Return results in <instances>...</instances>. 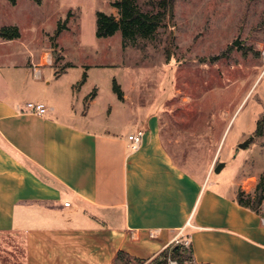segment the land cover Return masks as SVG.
<instances>
[{
	"label": "crops",
	"instance_id": "obj_1",
	"mask_svg": "<svg viewBox=\"0 0 264 264\" xmlns=\"http://www.w3.org/2000/svg\"><path fill=\"white\" fill-rule=\"evenodd\" d=\"M19 33L0 45L22 43ZM18 55L0 53V238L18 264H113L119 251L149 260L181 238L192 264H264V205L238 203L241 179L211 186L215 167L198 178L174 163L158 115L99 109L96 84L91 98L79 86L92 65L74 81L41 46ZM139 129L132 151L127 136Z\"/></svg>",
	"mask_w": 264,
	"mask_h": 264
},
{
	"label": "rangeland",
	"instance_id": "obj_2",
	"mask_svg": "<svg viewBox=\"0 0 264 264\" xmlns=\"http://www.w3.org/2000/svg\"><path fill=\"white\" fill-rule=\"evenodd\" d=\"M114 1L0 0V27L17 26L23 39L0 45V53L13 49L24 61L28 46H41L74 81L92 65L79 86L88 94L96 84L99 109L113 103L134 116L158 115L161 140L174 163L204 178L225 162L210 185L235 175L241 179L238 191L254 196L264 174V0H175L166 25L125 47L119 31L105 38L95 34L97 12L118 16ZM156 1L136 3L142 11H155ZM110 111L108 106L106 117ZM113 120L119 125L121 116ZM174 246H181V256L169 257L167 264H192L183 239ZM16 250L0 238V264H18ZM157 257L118 264H153Z\"/></svg>",
	"mask_w": 264,
	"mask_h": 264
},
{
	"label": "trees",
	"instance_id": "obj_3",
	"mask_svg": "<svg viewBox=\"0 0 264 264\" xmlns=\"http://www.w3.org/2000/svg\"><path fill=\"white\" fill-rule=\"evenodd\" d=\"M11 4H16V0H8ZM35 3H40L41 0H33ZM175 0H157V10L142 11L136 3V0H115L112 6L117 10L118 16L109 15L104 12H97L96 14V37L105 38L120 32L122 36V45L125 47L129 44L133 45L138 40L148 39L154 36L157 30L166 25L167 20L172 18L173 6ZM19 29L17 26H2L0 27V38L4 40H11L19 37ZM86 75H83L79 84L85 81ZM113 91L116 93L118 99L121 100L122 92L113 80ZM94 96V91L89 94V97ZM255 195L245 194L244 191H238L237 201L240 205L248 207L251 210L258 211L264 201V174L255 188ZM181 246L167 247L162 250L155 258L153 264H160L159 258H163V264H167V259L178 258L181 256ZM156 257V256H155ZM188 258L191 261V253L189 250ZM137 259L131 257L124 251H119L113 261V264H118L120 261H128ZM141 260V259H140Z\"/></svg>",
	"mask_w": 264,
	"mask_h": 264
},
{
	"label": "built area",
	"instance_id": "obj_4",
	"mask_svg": "<svg viewBox=\"0 0 264 264\" xmlns=\"http://www.w3.org/2000/svg\"><path fill=\"white\" fill-rule=\"evenodd\" d=\"M27 108L30 112L38 114V115H43L47 111L45 104L39 103V102H28ZM143 135H144V131L142 129H139V130H136L130 133L127 136L129 148L132 151H136L141 147ZM65 205H69V203H66ZM183 243L188 246L189 241L185 239L183 240ZM170 264H177V263L175 261L173 262L171 261Z\"/></svg>",
	"mask_w": 264,
	"mask_h": 264
},
{
	"label": "water",
	"instance_id": "obj_5",
	"mask_svg": "<svg viewBox=\"0 0 264 264\" xmlns=\"http://www.w3.org/2000/svg\"><path fill=\"white\" fill-rule=\"evenodd\" d=\"M248 141L249 140H245L243 143H240L239 147L244 148L247 145ZM224 165V162H219L217 166H215L214 171L219 172L224 167Z\"/></svg>",
	"mask_w": 264,
	"mask_h": 264
}]
</instances>
